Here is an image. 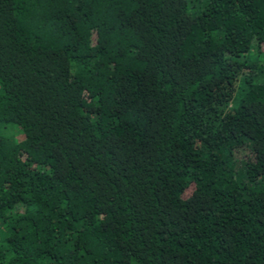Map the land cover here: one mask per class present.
I'll return each instance as SVG.
<instances>
[{
  "label": "trees",
  "instance_id": "1",
  "mask_svg": "<svg viewBox=\"0 0 264 264\" xmlns=\"http://www.w3.org/2000/svg\"><path fill=\"white\" fill-rule=\"evenodd\" d=\"M0 264H264V0H0Z\"/></svg>",
  "mask_w": 264,
  "mask_h": 264
}]
</instances>
